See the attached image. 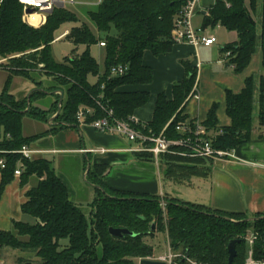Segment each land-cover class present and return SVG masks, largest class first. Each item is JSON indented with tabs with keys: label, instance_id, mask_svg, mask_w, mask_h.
I'll list each match as a JSON object with an SVG mask.
<instances>
[{
	"label": "trees",
	"instance_id": "1",
	"mask_svg": "<svg viewBox=\"0 0 264 264\" xmlns=\"http://www.w3.org/2000/svg\"><path fill=\"white\" fill-rule=\"evenodd\" d=\"M184 2L102 0L94 11L87 13V17L99 32L105 34L114 29L115 36L96 40L85 25L74 27L65 38L76 46H86L87 50L72 59L56 62L50 50L53 34L63 23H76L74 15L63 7H55L43 26L31 28L23 22V6L19 0H0V69L7 73L0 93V150L18 151L36 139L22 136V120L27 117L47 123L58 111L60 95L56 93H61L62 101L54 120L58 124L54 130L77 126L79 108L94 110V115L86 118V124L102 118L99 102L113 110L117 119L131 120L134 111L147 103L149 94L119 89L152 82L151 68L142 63L143 52L149 51L155 57L170 52L174 20ZM217 25L237 35L234 44L221 50L222 54L230 53L227 64L235 74L248 66L257 42L264 69V0H216L206 9L203 29ZM101 42L105 44L102 73L88 51L90 46ZM181 64L184 68L182 81L173 85L171 100L164 94L158 95L152 120L140 129L145 135L158 136L167 126L166 138L183 137L176 131V126L185 121L182 113L187 101L195 94L197 71L188 62ZM118 67H127V73L110 79V70ZM92 75L97 76L94 85L88 81ZM14 78L32 83L34 90L29 98L18 101L10 94ZM44 79L51 83L45 86ZM48 95L54 97L49 109L32 106ZM255 104L256 121L264 128V80L250 77L245 80L241 93H226L230 127L217 131L216 107H212L203 126L213 149L230 151L250 140ZM140 154L152 162L151 154ZM0 158L5 161L4 169L0 170V193L13 181V172L19 162L23 166L20 186L27 185L31 179L37 181L26 192V201L20 206V212L33 217L35 224L13 221V232H0V248L32 252L40 264H140L142 260L153 258L148 239L156 230L165 232L170 250L181 255L173 264H186L185 259L200 264H228L227 246L231 241L237 242L232 264H244L248 230L256 234L252 246L254 258L264 260V216L254 218L253 222H243L248 220L245 216L211 210L168 196L112 192L103 187L97 174L90 172L87 181L105 192L100 191V198L92 204L88 222L82 211L69 201L66 187L49 160L28 161L14 153L0 154ZM210 162L164 154L159 158V169H164L166 178L180 180L188 175H203ZM162 201L166 204L168 218L162 211ZM110 228L128 230L135 236L115 238L109 234ZM19 237L27 240L20 241Z\"/></svg>",
	"mask_w": 264,
	"mask_h": 264
},
{
	"label": "crops",
	"instance_id": "2",
	"mask_svg": "<svg viewBox=\"0 0 264 264\" xmlns=\"http://www.w3.org/2000/svg\"><path fill=\"white\" fill-rule=\"evenodd\" d=\"M210 4L211 2L206 3L202 0L195 16L200 14L204 21L206 9ZM207 35L215 38L211 33ZM236 41V33L230 32L225 34L222 40L216 39V43L210 47L173 44L170 52L158 57L144 51L142 63L151 68L152 82L149 85L126 86L119 89L149 94L147 103L135 110L132 117L142 123L150 122L158 95L164 94L168 100L172 99L173 85L182 81L184 77L181 63L188 62L197 71V86L195 94L184 107L182 115L185 122L204 127L209 111L215 106L217 131L230 127L231 120L226 114V93L234 95L241 93L245 80L250 77L264 80V69L261 67L260 50L257 46L248 66L240 74H235L228 66L221 50ZM6 78L7 73L0 69V93ZM17 81V78L13 79L12 84ZM55 115L50 116L47 123L23 118L22 136L36 137L28 146L36 152L43 153L35 156V159L44 158L51 162L55 174L66 187L70 202L76 205L88 200V190L80 183L82 176L88 187L95 189L91 197L92 200L96 199L97 185L87 181L90 172L97 174L103 187L112 192L148 196L158 194L160 169L148 161L147 156L134 152L135 144L117 135L99 133L88 124L54 130L53 128L58 125L54 121ZM30 124L34 128L26 132L25 127ZM233 155L234 158L230 160L210 162L207 164L209 169L203 175H188L183 179L180 177V180L165 178L170 184L178 183L186 187L187 199L185 201L178 199L182 202L245 216L247 219L263 217L264 128L259 127L256 120L250 140L236 147ZM56 157L59 166L71 164L70 166L77 168L73 182L66 173L56 170L54 163ZM36 182L35 179H31L27 185L21 187L19 178H14L0 193V232H9L13 221L22 222L24 214L20 212V206L26 201V192L35 186ZM161 196L172 197L168 194Z\"/></svg>",
	"mask_w": 264,
	"mask_h": 264
},
{
	"label": "built area",
	"instance_id": "3",
	"mask_svg": "<svg viewBox=\"0 0 264 264\" xmlns=\"http://www.w3.org/2000/svg\"><path fill=\"white\" fill-rule=\"evenodd\" d=\"M66 0H19L23 6V22L30 27L39 28L46 22V17ZM73 1V0H68ZM102 0H99L98 4ZM216 0H214L215 2ZM201 0H185L182 10L174 20L173 29L171 31V41L173 44H188L194 47L204 46L210 47L216 43L213 36H208L205 29L195 31L192 27V19L195 17L197 11L200 9ZM27 9H33L32 14H26ZM33 16L38 17V21L34 23ZM100 48L105 47L104 43L98 44ZM230 53L224 54L227 58ZM127 73V67L112 68L110 70L109 78L122 77ZM103 117L91 122V125L97 132L102 134L117 135L123 137L128 142L135 144L136 148L133 150L136 153H148L152 156V163L159 167V158L164 154L180 155L186 158H200L216 162L219 160H230L234 158L233 150L218 151L212 148L210 140L207 138V133L204 127L199 124L191 126V124L184 122L176 126V131L183 135L179 139L166 138L163 131L158 135H145L140 129H144L145 125L142 122L131 118L129 121H122L115 117L113 110L98 103ZM94 115V110L91 108H79L76 113L77 125L86 124V118H91ZM8 138V136H7ZM177 149H180L178 151ZM14 153L18 154L21 159L33 161L35 156L43 154L36 152L29 146H22L18 151L4 152L0 150V154ZM5 161L0 158V170L4 169ZM23 170L22 163L17 164V168L13 172L14 178H20ZM256 234L250 233L246 237L248 245V252L244 264H264V260L254 258L252 246L256 240ZM177 257L168 248V254L158 260L164 264H173ZM188 264H200L190 259H185Z\"/></svg>",
	"mask_w": 264,
	"mask_h": 264
},
{
	"label": "rangeland",
	"instance_id": "4",
	"mask_svg": "<svg viewBox=\"0 0 264 264\" xmlns=\"http://www.w3.org/2000/svg\"><path fill=\"white\" fill-rule=\"evenodd\" d=\"M99 0H73L71 1H63L64 6L63 8L74 15L77 22L76 23H70L66 22L61 24L54 32V42L51 45V54L56 62H62L65 59H72L76 56L81 55L87 50L86 46L83 45H74L71 43L67 38H65V35L69 33V31L74 27H80L82 25H85L91 32V34L94 36L96 40L102 39L104 40L107 36L113 37L115 36V30L111 29L109 33H101L99 32L96 27L90 22V20L87 17V13L90 11H94L97 8ZM202 2V0H201ZM204 2L213 3L214 0H204ZM48 16V15H47ZM192 27L195 31L201 30L203 28V16L198 14L192 19ZM30 27V26H29ZM33 28V27H31ZM206 34H213L218 41L220 39L222 40L225 36V34H230L228 30L225 28L223 29L220 26L207 27L205 30ZM226 44V43H225ZM257 47H259V43L256 44ZM89 54L91 57L97 62L100 73L104 70V60H105V50L100 48L98 44L92 45L89 47ZM16 79V78H14ZM17 82L13 83L12 90L10 94L15 97L17 100H23L28 97V95L34 90V86L32 83L17 78ZM88 81L91 85H94L97 82V76H89ZM51 82L47 81L46 79L43 80V84L45 86H48ZM255 98H257V93L255 95ZM54 101V97L52 95H48L44 97L43 99H40L38 101H35L32 106L38 107L42 110L49 109L51 103ZM254 120L257 118V104H255V111L253 114ZM31 120V119H29ZM33 124V122H31ZM26 125L25 131L29 132L32 131L34 128L33 125ZM56 165V170L61 171L62 173H66V175L71 179L75 180L76 174H77V168L73 165H58L57 157L54 160ZM62 167V168H60ZM61 169V170H60ZM81 175L79 176L80 179ZM80 180L81 186L83 188H86L88 190V200L80 202L79 204H76V206L82 211V213L85 215L87 221H90V215L92 212L93 203L98 200L101 196L100 190H98V195L96 196V199L92 200V197L95 193V189H90L88 187V184L84 181L83 176ZM31 181V180H30ZM29 181V182H30ZM82 181V182H81ZM79 183V184H80ZM86 186V187H85ZM105 192V191H104ZM187 189L186 187H183L179 185L178 183H169L167 179L165 178V171L164 169L160 170L159 176H158V194H156V197H162L161 195H171L170 198H177L180 200L185 201L187 199L186 196ZM131 199L137 197H130ZM120 200H126V198H120ZM161 208L164 213L165 218H168L166 213V204L165 202H161ZM23 216V223H27L29 225H34L36 220L28 215H22ZM254 220H244L243 222H253ZM236 223V221H234ZM242 222V221H240ZM11 232H13L12 228L10 229ZM252 233V230L246 231V234L250 235ZM15 234V233H14ZM247 235V236H248ZM20 241L27 240L26 237H19ZM149 245L153 248V258H149L148 260L151 261H158L160 258L166 256L168 254V241L166 233L163 231L156 230L154 232V235L148 239ZM65 244V243H63ZM173 253V252H172ZM177 259L181 258L180 254L173 253ZM0 264H40V261L34 257L32 252L29 251H21V250H11L8 248H0ZM188 264V263H186Z\"/></svg>",
	"mask_w": 264,
	"mask_h": 264
},
{
	"label": "water",
	"instance_id": "5",
	"mask_svg": "<svg viewBox=\"0 0 264 264\" xmlns=\"http://www.w3.org/2000/svg\"><path fill=\"white\" fill-rule=\"evenodd\" d=\"M58 7L62 8L63 7V4L61 3L60 5H58ZM33 13V9H27L26 10V14H32ZM50 14V13H49ZM58 95H60V99H59V104H58V111L55 115V117L59 114L60 112V103L62 101V95L61 93H56ZM29 98V95L28 97ZM28 100V99H27ZM87 171H89V168H87ZM96 189L100 190L101 192H103V190L101 189L100 186H95ZM104 193V192H103ZM248 220H254V219H248ZM153 229V227H152ZM109 234L112 236V237H115V238H121L123 236H130V237H134V233L132 232H129L128 230H124V229H113V228H110L108 230ZM237 244L236 241H231L228 246H227V251H228V264H232L235 256H236V250H235V245ZM140 264H164L162 262H158V261H151V260H142L140 261Z\"/></svg>",
	"mask_w": 264,
	"mask_h": 264
},
{
	"label": "bare ground",
	"instance_id": "6",
	"mask_svg": "<svg viewBox=\"0 0 264 264\" xmlns=\"http://www.w3.org/2000/svg\"><path fill=\"white\" fill-rule=\"evenodd\" d=\"M34 19V23L38 21V17L37 16H33Z\"/></svg>",
	"mask_w": 264,
	"mask_h": 264
}]
</instances>
